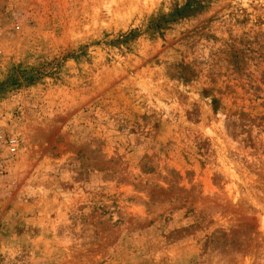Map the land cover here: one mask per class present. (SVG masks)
<instances>
[{
  "label": "rangeland",
  "instance_id": "obj_1",
  "mask_svg": "<svg viewBox=\"0 0 264 264\" xmlns=\"http://www.w3.org/2000/svg\"><path fill=\"white\" fill-rule=\"evenodd\" d=\"M187 2L0 0V264H264V0Z\"/></svg>",
  "mask_w": 264,
  "mask_h": 264
},
{
  "label": "trees",
  "instance_id": "obj_2",
  "mask_svg": "<svg viewBox=\"0 0 264 264\" xmlns=\"http://www.w3.org/2000/svg\"><path fill=\"white\" fill-rule=\"evenodd\" d=\"M189 6H190V0H188V2L186 3L185 5V10L189 9ZM134 33H129L128 34V37L132 36Z\"/></svg>",
  "mask_w": 264,
  "mask_h": 264
},
{
  "label": "built area",
  "instance_id": "obj_3",
  "mask_svg": "<svg viewBox=\"0 0 264 264\" xmlns=\"http://www.w3.org/2000/svg\"><path fill=\"white\" fill-rule=\"evenodd\" d=\"M11 152H14L15 151V147H14V141L11 142Z\"/></svg>",
  "mask_w": 264,
  "mask_h": 264
}]
</instances>
